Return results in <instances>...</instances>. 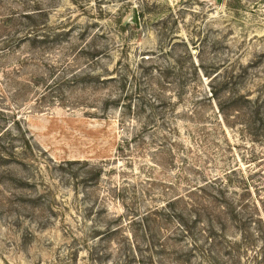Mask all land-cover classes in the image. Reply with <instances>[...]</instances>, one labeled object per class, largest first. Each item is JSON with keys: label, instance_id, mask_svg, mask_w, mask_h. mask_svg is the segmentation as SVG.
<instances>
[{"label": "rangeland", "instance_id": "rangeland-1", "mask_svg": "<svg viewBox=\"0 0 264 264\" xmlns=\"http://www.w3.org/2000/svg\"><path fill=\"white\" fill-rule=\"evenodd\" d=\"M227 78L264 95V0H0V264H213L190 208L141 217L189 180L263 170L238 126L218 127ZM175 81L177 115L155 99ZM260 245L214 264H264Z\"/></svg>", "mask_w": 264, "mask_h": 264}, {"label": "trees", "instance_id": "trees-1", "mask_svg": "<svg viewBox=\"0 0 264 264\" xmlns=\"http://www.w3.org/2000/svg\"><path fill=\"white\" fill-rule=\"evenodd\" d=\"M32 15H35V12L23 14L22 16L26 19H32ZM18 34L19 37L16 43L23 40L27 41L26 39L33 35V33H28L27 31ZM163 78L159 81L160 85L161 82L166 84ZM230 82L227 78L225 81L227 90L225 89L220 95L216 91L213 92L217 107L218 115L216 120L218 127L220 126L221 128V125L222 127H231L230 124L238 126L240 135L249 139L250 145L253 146L252 148L248 147L250 151L246 161L249 162L248 164H257L263 170L252 171V173L245 175L246 173L241 171L240 167H235L229 169L223 176L217 175L202 182L194 183L189 180L187 184L190 186L187 187L188 189L184 194L178 193L174 195L163 205L164 207L157 208V211L149 210L142 216L143 218L141 217L142 220L147 221L150 215L161 214L166 209V205L170 207L182 205L183 209L184 207L190 208L194 212V216L198 217L206 225V229L202 233L207 235L206 242L210 245L207 256L213 264L215 259H218L222 248L223 250H228V254H232V257H237L243 248L248 251L247 246L254 241L256 243L260 242L259 249L262 250L261 254L263 253L264 255V95H257L256 98H252L251 95H245L243 92L232 91V89L228 88ZM171 84L176 88L175 99H162L159 96L160 90H158L159 92L156 94L155 99L158 100L157 102L160 106L168 103L173 109L172 112L177 115L179 113L178 106L182 105L181 102L185 97V89L181 81H175ZM143 107L141 105V113ZM130 108L128 107V110ZM191 115L199 117V112L194 111ZM174 122V133L178 137V120L174 119ZM194 127L201 143L209 144L211 133L206 128V124L203 123ZM155 130H158V126L154 127ZM141 138H144V134H141ZM179 140L176 138L172 139L171 147L181 146L182 144H180ZM122 142L126 145L127 141L124 140ZM256 145L260 146L259 150L256 149ZM164 148L162 147L158 150L159 156L167 154L168 157L172 158L173 149L162 150ZM119 150L122 153L124 152L122 144ZM256 176L258 178L255 179L254 177ZM233 179H237V187L231 188L230 185L235 183ZM191 184L194 185L191 186ZM186 199H188L187 202H185ZM183 209L179 211L177 208L179 218L184 215ZM176 217L177 213L174 218ZM235 229L238 234L230 238L227 237L226 232ZM238 236L239 239H237ZM221 239L226 242V246L222 247ZM161 248L162 252L167 249L164 241L161 244ZM194 249L195 251H201V247Z\"/></svg>", "mask_w": 264, "mask_h": 264}, {"label": "water", "instance_id": "water-1", "mask_svg": "<svg viewBox=\"0 0 264 264\" xmlns=\"http://www.w3.org/2000/svg\"><path fill=\"white\" fill-rule=\"evenodd\" d=\"M220 0H217V2H219ZM136 18H137V16H136Z\"/></svg>", "mask_w": 264, "mask_h": 264}]
</instances>
